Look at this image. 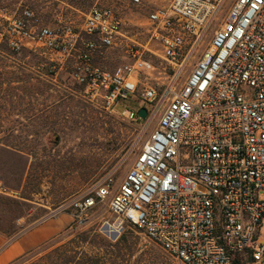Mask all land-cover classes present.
I'll return each instance as SVG.
<instances>
[{"label": "built area", "instance_id": "obj_1", "mask_svg": "<svg viewBox=\"0 0 264 264\" xmlns=\"http://www.w3.org/2000/svg\"><path fill=\"white\" fill-rule=\"evenodd\" d=\"M146 21L149 41L136 48L118 12L98 3L78 27L69 20L48 27L29 8L17 15L0 10V42L54 63L53 56H62V65L70 59V79L89 101L129 122L139 119L141 108L146 120H155L116 187L107 174L48 218L70 210L79 224L107 200V234L118 237L126 225L136 227L178 264H264L258 242L264 219V0H161ZM117 48L127 63L113 70L93 63ZM146 55L167 64L172 79L161 94L144 84L143 105L119 110L137 91L140 75L154 70ZM7 193L0 183V194Z\"/></svg>", "mask_w": 264, "mask_h": 264}, {"label": "rangeland", "instance_id": "obj_2", "mask_svg": "<svg viewBox=\"0 0 264 264\" xmlns=\"http://www.w3.org/2000/svg\"><path fill=\"white\" fill-rule=\"evenodd\" d=\"M160 2L143 0L141 5L134 6L131 0H0V10L17 15L29 8L40 23L48 27L67 20L78 27L90 7L98 3L118 12L126 35L134 42L131 45L137 48V44L149 41L146 17L153 5ZM3 26L1 23L0 32ZM198 53L199 49L195 57ZM3 56L0 61L3 74L0 77L3 81L0 86V139L10 135L17 145L13 152L0 149V183L8 192L0 194V232L9 237L50 219L52 211L87 191L107 174H112V185L116 187L155 127V120L148 121L145 117L129 122L117 114L106 113L99 104L89 101L82 87L70 79V59L62 65L65 58L58 55L52 57L56 63L50 62L47 56L27 48ZM195 57L179 76L178 85L189 75ZM146 58L154 70L149 75H140L137 91L119 104V110L124 106L136 109L143 105L144 84L154 87L157 94L169 85L172 79L169 66L153 55H146ZM128 61L123 48L106 50L93 59L94 64L107 70ZM10 77H15L16 82L9 85L4 81ZM10 127H14L12 133L6 131ZM259 194L264 198V191ZM60 217L67 219L68 224L55 236L68 226H80L74 232L71 228L63 232L50 250L72 246L70 241L75 235L85 232L88 240L80 251L85 257L97 258L99 264H178L131 225H126L122 234L128 237L132 251L118 252L112 245L122 234L118 237L107 234V226L112 221L107 200L87 212L79 224L70 210L51 219ZM258 242L264 244V219ZM40 256L29 257L24 264Z\"/></svg>", "mask_w": 264, "mask_h": 264}, {"label": "trees", "instance_id": "obj_3", "mask_svg": "<svg viewBox=\"0 0 264 264\" xmlns=\"http://www.w3.org/2000/svg\"><path fill=\"white\" fill-rule=\"evenodd\" d=\"M0 61L1 58L4 57L3 54H14L20 52V49L18 51L12 50L8 47V45L5 42H0ZM2 73H0V77H2ZM15 77H10V79H5L4 81L7 84H11V82H16L13 80ZM3 85V81L0 80V86ZM14 127H10L6 129L7 132L12 133L14 131ZM10 136V135H9ZM8 137H2L0 139V149L5 151H16L17 145H15V141ZM80 225H72L65 228L63 232H68V230L71 228L73 232L77 230V228ZM63 232L59 233L57 236H54L51 240L44 242L38 249L31 250L24 255L17 258L15 261H13L10 264H24L26 261H28L30 258L41 255L37 260L30 262L28 264H99V260L97 258H88L85 257V254L83 251H80L82 248V245L85 244L88 240V235L85 232L77 233L75 235V238L70 241V244L72 246H61L57 247L53 250H50L58 241V238H60V235L63 234ZM57 239V240H56ZM118 252L120 251H126L130 253L132 251L131 243H129L128 237L124 234H122L118 239L115 240V242L112 245ZM66 247H71L70 249ZM78 255H82V258H78ZM30 257V258H29ZM29 258V259H28ZM84 258L85 261H84ZM234 264H241V262L236 259Z\"/></svg>", "mask_w": 264, "mask_h": 264}, {"label": "crops", "instance_id": "obj_4", "mask_svg": "<svg viewBox=\"0 0 264 264\" xmlns=\"http://www.w3.org/2000/svg\"><path fill=\"white\" fill-rule=\"evenodd\" d=\"M68 224L67 219H46L21 234L6 236L0 232V264H10L25 253L54 237Z\"/></svg>", "mask_w": 264, "mask_h": 264}, {"label": "water", "instance_id": "obj_5", "mask_svg": "<svg viewBox=\"0 0 264 264\" xmlns=\"http://www.w3.org/2000/svg\"><path fill=\"white\" fill-rule=\"evenodd\" d=\"M146 114H147V112H146V109L145 108H141L137 112V115H138V118L139 119H145ZM112 237H114V236H112Z\"/></svg>", "mask_w": 264, "mask_h": 264}]
</instances>
